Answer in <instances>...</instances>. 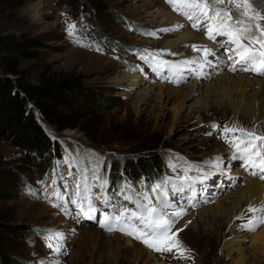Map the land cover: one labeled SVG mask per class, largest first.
Here are the masks:
<instances>
[{"label":"rangeland","instance_id":"1","mask_svg":"<svg viewBox=\"0 0 264 264\" xmlns=\"http://www.w3.org/2000/svg\"><path fill=\"white\" fill-rule=\"evenodd\" d=\"M16 1L19 0H12ZM22 1L16 8L0 5V35L25 34L40 40L37 58L21 61L26 79L36 82L41 74L76 76L83 85L103 92L105 97L112 98L113 95L118 98L113 108L98 113L93 108L99 107V104L91 103L87 107L90 111L85 118L78 120V126L62 130L49 125L33 103L27 101L32 114L49 134L54 146L50 154L41 160L33 159L36 162L28 160L10 141L0 137V216L3 223L14 225L17 232L25 234L18 237L4 234L7 248L15 262L13 264H30L49 257L50 250L37 235L39 230L46 229L65 233L67 254L58 257L62 264H264V225L254 232L240 228L251 216L246 211L249 205H264V199H256L252 204L242 206L249 198L247 183L256 180L254 182L264 185V181L250 179L239 168L227 165L225 160H231L230 146L216 135H205L211 131L213 122L219 123L221 127L226 123H236L264 133V123L258 127L257 123L252 125L248 122L246 119L249 116L242 115L240 110L227 111L230 108L228 98L233 103L239 99L249 100L254 95L255 101L261 103L264 89L255 94L254 91L259 79L261 84L264 83V76L232 72L229 67L221 66L215 71L209 70L211 76L208 79L189 77L186 82L178 84L156 79L157 75L137 53L145 49L173 50L174 46L170 48L167 44L177 40L179 34L175 31L174 34L157 31L168 28L163 23L170 18L185 23L179 29L180 34L190 30L189 22L171 11L165 0H83L89 10L77 14L71 13L64 3L57 0ZM38 3L43 6L35 11ZM254 5H259L261 9L264 0H254ZM69 22L84 26L79 33L81 44L74 43L68 36L66 29ZM137 30H142V33ZM191 30L200 37L204 34L203 31ZM152 31H156L157 35L144 34ZM89 44L92 46H86ZM211 44L207 39L206 44L200 45L211 48ZM97 45L102 51L96 50ZM221 52L217 51L218 55H223ZM180 54H166L164 58L179 61L197 56L190 47ZM229 73L233 79L243 75L251 79L253 85L238 90L231 85L230 94L222 93V96L219 88L212 91L214 84L223 79V74ZM7 76L12 80L15 78L13 75ZM119 79L121 84L117 83ZM192 84L194 87L197 85L194 88L198 89L196 94L181 99L182 91ZM145 88L152 90L145 102L137 104L138 92ZM162 92L163 95H160ZM154 145L164 163L162 174L165 176L174 177L178 174L168 167L169 161L178 159L180 162L203 164L216 157L224 160L223 174L211 169L215 175L209 180V192H215V196L193 210L184 207L186 215L175 224V230L182 229L179 239L191 250V259H179L173 253L169 260H159L145 245L117 233L122 243L121 252L116 256L109 254L105 242L110 238L109 234L94 226L78 225L75 220L62 218L41 195L42 185L48 186L50 181L55 184L68 183L77 173L92 171L98 159L103 160L99 172L107 173L113 182L110 187L117 181L142 185L143 180L120 174L118 165ZM209 170L205 166V172ZM222 176L231 177L235 185H225L227 180L222 179ZM233 205L238 210L231 219L228 220L225 211L218 213L222 209L230 211ZM203 209H206L207 216L200 218L203 213L200 216L198 213ZM241 215L245 218L236 219ZM29 228H34L36 232L28 231ZM88 233L95 235L89 242L84 237ZM126 238L132 244L126 246ZM134 246L142 248L138 263L133 262ZM148 252L151 253L149 258Z\"/></svg>","mask_w":264,"mask_h":264},{"label":"snow or ice","instance_id":"2","mask_svg":"<svg viewBox=\"0 0 264 264\" xmlns=\"http://www.w3.org/2000/svg\"><path fill=\"white\" fill-rule=\"evenodd\" d=\"M166 2L175 12L184 16L193 29L203 31L210 41L223 50V55H218L214 48L196 44L187 47L198 55L179 61L165 59L166 54L178 55L166 49H145L138 52L139 58L157 76L172 83H184L189 77L208 79L211 76L209 70L215 71L221 66L230 67L232 72H252L264 76V11L255 7L254 0H166ZM83 27L75 22L67 24V34L76 44L82 43L79 33ZM183 27L182 24L173 25L157 31L174 32ZM144 34L155 36L157 32ZM96 50L102 51L98 45ZM210 128L211 131L205 135H216L222 139L230 146L231 160L239 161L252 176L264 180V134L236 123L231 125L226 123L221 127L219 123L213 122ZM102 164L103 160L98 159L92 169L95 185L88 184L85 177L84 182L76 185L71 193L74 198L69 199L67 203L79 209L78 212L65 209V194L59 191L52 193L59 201L53 206L77 218L96 220L105 231L126 234L157 253H174L179 259H191V250L179 239V232L182 229L173 231L175 224L186 215L187 210L174 200L177 197L188 202L194 200L197 184H200L203 191L206 187L204 182L215 175L211 169L219 170L223 174V158L216 157L204 161L203 164L180 162L178 159L169 161L168 167L178 173L176 176H165L155 183L146 184L144 191H137L131 182L125 181L111 195L108 194L107 178L98 174ZM205 166L210 170L205 172ZM93 187L98 190L99 196L93 192ZM113 196L117 197L115 202ZM120 197L124 202L133 204L134 208L125 206ZM49 200L51 201V198ZM97 204H102L103 208L97 207ZM109 208L111 212L105 210ZM246 211L253 215L240 225L241 230L254 232L264 225V205L260 207L249 205ZM98 212L102 217L100 219L96 217ZM244 218L241 215L236 219ZM37 235L50 250L49 257L30 264H62L58 257L67 254L65 233L56 229H46L39 230Z\"/></svg>","mask_w":264,"mask_h":264},{"label":"trees","instance_id":"3","mask_svg":"<svg viewBox=\"0 0 264 264\" xmlns=\"http://www.w3.org/2000/svg\"><path fill=\"white\" fill-rule=\"evenodd\" d=\"M64 3L71 13L77 14L89 10L83 0H57ZM22 0H0V5L16 8ZM137 27V25H135ZM142 33V30H137ZM41 42L25 34L14 36L0 35V137L10 141L25 157L41 160L54 149L51 137L40 125L29 109L31 101L39 115L59 130L75 128L78 120L90 111L91 103H97L93 109L98 113L113 108L118 96L105 97L103 92L83 85L79 77L41 74L36 82L26 79L21 61L35 59L39 54ZM15 76L14 80L7 75ZM144 150V149H143ZM33 160V161H34ZM34 161V162H36ZM31 163V162H30ZM42 168L45 165H41ZM164 163L156 146L136 153L126 162L119 163L118 172L134 178L155 179L162 176ZM40 172V168L38 169ZM14 225L5 224L0 216V264L15 263L6 245L9 235H25L17 232ZM27 231V230H26ZM28 231L34 232V228ZM36 232V231H35Z\"/></svg>","mask_w":264,"mask_h":264},{"label":"bare ground","instance_id":"4","mask_svg":"<svg viewBox=\"0 0 264 264\" xmlns=\"http://www.w3.org/2000/svg\"><path fill=\"white\" fill-rule=\"evenodd\" d=\"M42 4V3H40ZM39 3L36 5L35 7V11H37L39 8H41L43 5H40ZM257 9L261 10V11H264V7L260 9L259 5L256 7ZM171 20H167L163 23V25L165 27H171L173 25H184L185 26V23L183 21H179L178 19L176 18H170ZM191 30V28H189ZM188 31L187 32H184L183 34H180L179 33V30L175 31L177 32V34H179V38L177 40H174L173 42H169L167 45H170V48H173L172 51H169L170 53H177V54H180V53H183L185 51V49L187 47V45H192V44H196V45H200L202 43L206 44L207 43V39L206 37H204V35L200 34L202 37H200L197 33H194L191 31ZM181 31V30H180ZM174 34V32H173ZM203 46V45H202ZM207 46V45H206ZM208 47V46H207ZM155 48V47H154ZM212 48V47H211ZM166 50H168L169 48H165ZM217 50V49H216ZM186 54V53H185ZM181 55V54H180ZM183 55V54H182ZM198 55V53H197ZM178 56V55H177ZM188 58V57H187ZM190 59V58H189ZM228 73V72H227ZM243 76V75H242ZM242 76H239L237 77V79H233L232 77L230 78V73L229 74H223V79L218 81L217 84H214V86L212 87V91H214L215 89L219 88V91H221V96H222V93H225V94H230L231 92V89H229V87L231 85H233L234 89L235 90H238L239 89H242V88H245L246 85H253L252 82H251V79L249 78H246V77H242ZM135 81H137V78L134 77ZM220 79V78H219ZM121 79L118 80V84H121L122 81H120ZM123 80V79H122ZM223 80H226V81H223ZM203 82V81H201ZM226 82V84L224 83ZM261 80L259 79L257 81V86L255 88V91H254V94L258 91H261L264 89V83L261 84ZM135 83V82H134ZM204 83V82H203ZM219 84V86H217ZM230 84V85H229ZM213 85V84H211ZM197 86V85H196ZM195 86V87H196ZM194 85L192 84V86H190L189 88H187V90L185 91H182V98L181 99H186L188 96H191V94H196V92L198 91V89H194L195 88ZM210 87V86H209ZM232 87V88H233ZM152 89L151 88H145V90L143 91H139L138 92V95L136 97L137 99V104H140L141 102H145L146 99H147V95L150 94V91ZM171 90V89H170ZM169 91V90H168ZM168 94V93H167ZM160 95H163V92L160 93ZM226 96V95H225ZM229 96V95H228ZM254 95L251 96V98L247 101H239L237 100L236 102L233 101V103H231L232 101H230V98H228V108L227 111H230V110H240L241 111V114L244 115V114H247L249 116V118L247 117V121L248 122H251L252 125H254L255 123L258 124V127L259 126H263V123H264V98H262V101L261 103H258L256 102L253 97ZM224 97V96H223ZM221 99V98H220ZM203 104V103H202ZM230 105V106H229ZM203 106V105H202ZM240 120H243L242 117H239ZM259 131V130H258ZM260 134H264V133H260ZM256 181V180H254ZM254 181H250L249 183H247V194L249 196L247 202L245 204H243L242 206H246V205H249V204H252L253 202L256 201V199H261L263 200L264 199V185L261 184V182H254ZM243 195V194H242ZM241 195V196H242ZM247 196V197H248ZM243 199V198H242ZM246 200V199H245ZM260 200V201H261ZM239 201V200H238ZM244 202V201H243ZM233 204V203H232ZM238 204V203H237ZM235 205V204H234ZM232 206L230 211H227V209H222V210H218V213L219 212H224L226 213L227 217H228V220L231 219V217L236 213V211L238 209L235 208V206ZM240 207L241 209L243 207ZM222 207V206H221ZM203 213V215L200 217V218H203L205 216H207V211L206 209H203L201 211H199L198 213V216H200V214ZM236 215V214H235ZM251 215H253V213H251ZM247 216V215H246ZM198 227V226H197ZM99 233V232H98ZM84 235V233H83ZM82 236V235H81ZM110 238H108L105 242L107 244V248H108V252L109 254H112V255H118L120 251V246H121V242L119 240V237L116 233H112V234H109ZM85 239L89 242V239H93L95 237L94 234H86V236H84ZM99 237V236H98ZM81 238V237H80ZM127 239V243L125 244L127 246V244H132V241H130L128 238ZM91 241V240H90ZM99 241V240H98ZM94 242V241H93ZM126 251V250H125ZM133 262L135 263H138V261L140 260V252L142 251V248L139 247V246H134L133 248ZM194 252V251H192ZM149 254L147 255L148 258L150 257V252H148ZM137 254V255H136ZM142 254L144 255V252H142ZM110 256V255H109ZM120 259V258H119ZM117 260V258H116ZM150 260V259H149ZM153 259H151L152 261ZM111 262V261H110ZM115 262V261H114ZM106 263V262H105Z\"/></svg>","mask_w":264,"mask_h":264}]
</instances>
